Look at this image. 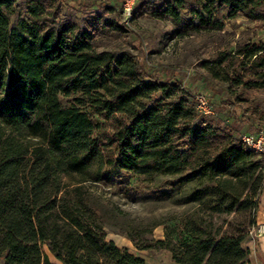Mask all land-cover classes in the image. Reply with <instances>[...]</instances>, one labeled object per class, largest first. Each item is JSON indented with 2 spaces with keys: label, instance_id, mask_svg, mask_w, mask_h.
Wrapping results in <instances>:
<instances>
[{
  "label": "trees",
  "instance_id": "trees-1",
  "mask_svg": "<svg viewBox=\"0 0 264 264\" xmlns=\"http://www.w3.org/2000/svg\"><path fill=\"white\" fill-rule=\"evenodd\" d=\"M19 1L0 0V264H53L44 248L60 264H145L106 240L87 202L86 183L119 174L188 207L153 225L164 226L161 239L126 234L136 250L168 251L173 264H247L261 156L198 112L178 78L161 80L128 50L100 51L96 38L112 24L59 19L51 0H24L11 24ZM147 10L175 23L190 15L198 23L182 35L239 16L264 21V0H164ZM201 65L228 92L264 89L262 45L236 44ZM241 99L220 105L232 113Z\"/></svg>",
  "mask_w": 264,
  "mask_h": 264
},
{
  "label": "rangeland",
  "instance_id": "rangeland-1",
  "mask_svg": "<svg viewBox=\"0 0 264 264\" xmlns=\"http://www.w3.org/2000/svg\"><path fill=\"white\" fill-rule=\"evenodd\" d=\"M51 1L55 7L60 8L59 19H97L102 25L104 22L112 24V27H106L104 34L97 36L98 49L109 52L128 50L147 71L156 74L161 80L170 76L178 78L195 97H203L210 106L211 114L206 115L210 122L226 128L238 138L243 134L264 132V89L240 90L233 87L232 92H228L223 85L212 82L201 65L202 62L214 64L233 51L236 44L255 43L264 46V21L250 22L239 16L235 20L222 19L224 27L221 30L192 29L182 35L180 31L187 23L191 21L195 26L198 23L190 15L182 13L181 21L175 23L171 19L156 18L150 10L143 12L147 5L164 0H138L134 4L133 18L126 22L116 1ZM24 16V0H20L9 13L10 23L15 24L18 18ZM117 23L120 27H117ZM221 66L225 68L227 64L223 63ZM251 72L244 73V77H251ZM235 96L242 99L235 100L230 113L228 108L220 104ZM107 126L111 127L113 123L109 122ZM261 160L264 166V156H261ZM111 182L86 183L84 191L90 208L99 215V222L107 234L106 240H114L117 245L125 240L132 244L125 235L136 231H143V237L149 240L161 239L164 226L153 225L166 222L173 215L179 216L188 208L174 205V199H164L158 193L142 191L129 175L119 174ZM262 217L264 218V190L259 196L255 226L246 243L242 244L243 248L248 247L246 250L251 252L252 257L259 256L261 241L264 239V228L256 225V218ZM145 252L148 260L157 253L162 254V251ZM44 253L51 263L60 264L46 248Z\"/></svg>",
  "mask_w": 264,
  "mask_h": 264
},
{
  "label": "built area",
  "instance_id": "built-area-1",
  "mask_svg": "<svg viewBox=\"0 0 264 264\" xmlns=\"http://www.w3.org/2000/svg\"><path fill=\"white\" fill-rule=\"evenodd\" d=\"M116 1L119 5L123 20L130 21L134 15V4L138 0H105ZM196 109L204 115L211 114V108L206 104L203 97H196ZM241 142L245 145L246 149L254 151L260 156H264V132L258 134H243L239 137ZM263 229V228H262ZM252 232V231H251Z\"/></svg>",
  "mask_w": 264,
  "mask_h": 264
},
{
  "label": "crops",
  "instance_id": "crops-1",
  "mask_svg": "<svg viewBox=\"0 0 264 264\" xmlns=\"http://www.w3.org/2000/svg\"><path fill=\"white\" fill-rule=\"evenodd\" d=\"M256 225L257 226H262L264 228V218H256ZM263 239V238H262ZM247 238L245 241L242 243H246ZM118 248L122 249L125 248L128 250V252L136 257L141 258L145 264H173L171 260V254L168 251H162L161 253H157L156 256H151V258H146V252L145 251H138L136 250L132 244L125 240V242H121L120 245H117L114 240H111ZM261 247H260V252L259 256H251V252H249V262L247 264H264V239L261 241ZM248 248V247H247ZM243 248V249H247Z\"/></svg>",
  "mask_w": 264,
  "mask_h": 264
}]
</instances>
